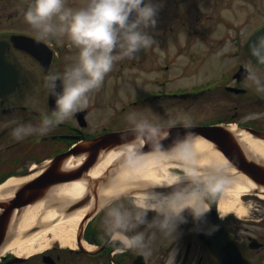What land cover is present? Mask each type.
I'll return each instance as SVG.
<instances>
[{"label": "clouds", "instance_id": "obj_1", "mask_svg": "<svg viewBox=\"0 0 264 264\" xmlns=\"http://www.w3.org/2000/svg\"><path fill=\"white\" fill-rule=\"evenodd\" d=\"M157 11L153 0H82L78 7L68 0H29L23 11L26 22L42 37L67 36L77 52L63 72L44 78L55 106L36 123L17 124L12 130L15 138L46 135L88 107L91 94L103 85L116 61L135 57L156 43L149 29L157 23ZM249 55L248 83L264 92V37L250 44ZM257 115L249 113L245 119ZM126 120L118 156L132 178L113 177L99 185L94 210L102 237L120 251L151 255L158 236L178 241L184 232L181 226L190 221L194 231H214L218 226L207 221L209 201L230 182V165L209 160L212 171L206 172L195 147L196 135L191 131L172 135L178 122L191 126L186 112L165 117L133 110ZM148 160L162 162L172 171L158 180L132 176ZM179 253L178 245L171 247L164 264H181Z\"/></svg>", "mask_w": 264, "mask_h": 264}, {"label": "flooded vegetation", "instance_id": "obj_2", "mask_svg": "<svg viewBox=\"0 0 264 264\" xmlns=\"http://www.w3.org/2000/svg\"><path fill=\"white\" fill-rule=\"evenodd\" d=\"M191 6L196 9V0L192 1ZM199 19L196 15L194 22L199 21ZM205 22L206 20L199 22L200 24L194 25V27L191 25L192 27L188 31H180L171 25L158 27L157 33L161 34L159 41L161 44L162 40L163 46L160 52L161 63L159 65L161 66L162 62L170 64H168L170 82L186 76L191 79L194 75L199 74L197 73L200 67L198 61L208 54L217 53L216 47L210 40L204 42L205 34H207ZM18 33L30 35L36 38L37 42L33 46L27 45V48L16 47L10 39L12 34ZM179 33H183V37L180 38ZM168 38H172L175 45L174 49L168 47L169 43L165 41ZM198 38L203 40L201 44L205 43V47L198 44ZM0 41L8 43L6 56L9 64L14 69H11V71L15 72L8 75V80L0 83V183L12 174L36 177L41 173L45 159L65 152L74 143L94 138L103 132L127 127L118 128L111 123V126L102 125L99 129L90 130V114L92 108L95 107V102L90 101L89 106L83 109L84 113L81 116L76 112L71 119L61 122L46 135L32 134L23 139L15 138L12 130L17 124L36 123L43 112L50 111L55 106V97H51L45 88L44 78L50 72H63L65 66L69 64V57L71 58L75 53L71 50L72 45L67 37H42L38 35L37 31L29 30L25 26H20L18 29H9L0 25ZM219 56L224 58L222 52ZM246 61L244 58L239 61L231 73L224 72L225 70L222 68L221 80H218L215 86L212 72L202 70L197 77L201 80L198 81L197 78L192 80L194 84L171 86L170 90L163 88V86L160 87L158 91L159 98H210L217 88H222L223 91L228 93L225 94L228 96L224 95V98L227 99L226 102L233 104L234 109L233 112L226 113L223 118L243 117L245 119L247 116V114L244 115L246 110L249 111L253 107L258 108L257 113L259 115L243 120L246 122L244 125L264 129V92H258L254 86L249 85L247 75L244 74L246 71L242 69L243 73H236L239 67H246L248 63ZM119 62V60L116 61L115 67ZM135 62L137 61L135 60ZM176 64L179 70L174 73ZM164 67L167 68L165 65ZM160 71L161 73L164 72L163 67H160ZM203 78L204 81H202ZM217 78L218 76L215 77V79ZM162 106L166 108L165 103ZM259 109L263 112H260ZM207 120L192 121V123H207ZM60 167H62V161L57 165V169ZM116 171L117 169H111L100 178L108 181ZM88 183H93V181L88 180ZM90 186L94 188V185ZM43 188L45 189V186ZM90 197L91 194L88 193V195L81 198L85 205L90 201ZM214 198L210 200V206H212ZM96 200H92L91 204L88 205V211L83 217L81 232L75 237V246L62 244L59 240L53 238V235L48 234V241L39 239L35 245L37 247L44 243L46 245L43 248L29 253L16 252L10 249L0 254V264H164L170 248L175 245H178L180 249L178 260L181 264H224L200 240L197 232L193 230L194 226L191 221L181 226L184 232L178 241L173 242L169 237L158 236L154 241V251L151 255H144L134 249L120 251L116 244L110 243L102 237L94 210ZM46 207H49V205ZM23 209L22 207L19 210ZM44 209L38 213L32 226L33 230L49 226L56 222L61 215L66 216L68 214L61 207L54 219L44 221ZM1 212L2 209L0 208ZM21 212L17 214L16 220L20 219ZM244 220L249 221L244 223L261 227L264 231L263 217L244 218ZM242 222L231 217L222 219L223 227L234 240L240 254L252 264H256L250 257L260 254L261 256L258 258H264V233L249 234L250 229L246 227V234L238 235L235 228ZM219 245L221 246V244ZM238 262L239 260H236L235 264H238ZM262 263L263 261L260 260V264Z\"/></svg>", "mask_w": 264, "mask_h": 264}, {"label": "rangeland", "instance_id": "obj_3", "mask_svg": "<svg viewBox=\"0 0 264 264\" xmlns=\"http://www.w3.org/2000/svg\"><path fill=\"white\" fill-rule=\"evenodd\" d=\"M192 1L153 0L158 6L157 23L150 28V31L156 43L150 48L141 50L135 58L125 57L120 59L119 64L116 67L114 65L112 69L114 72L108 73L103 85L91 94L90 101L95 102V107L92 108L90 114V130L99 129L102 125L111 126V123L117 127L127 126L126 116L133 110L165 117L174 116L177 112H186L191 116L192 121L223 117L226 113L234 111L233 104L227 103V99L224 98L228 96L225 95L228 93L223 91L222 88H217L210 98L189 99H162L159 98L158 91L162 86L170 90L171 86L194 84L192 80H195L202 70H210L212 77L215 78L220 71L222 72V68L226 70L228 65L234 66L237 61H242L243 58L238 57V52L242 51L241 47L244 41L250 33L264 25V0H196V9L191 6ZM68 2L71 6L78 7L82 0H68ZM28 3L29 0H0V25L9 29H18L20 26H25L29 30H35L24 19L23 11L27 8ZM196 15L200 19L194 22ZM205 20L204 25L207 26V34H205L204 42L210 40L216 47L217 53L208 54L199 60L200 67L197 70L199 74L194 75L191 79L186 76L170 82L169 63L162 62L161 66L159 65L161 63L160 52L163 46L162 40L161 44L159 41L161 34L157 33L158 27L171 25L180 31H188L192 27L191 25L194 27V25ZM181 27L186 28L182 29ZM179 34L180 38L184 35L183 33ZM56 37L61 38L62 36ZM165 41L169 43L168 47L174 49L175 45L172 38L165 39ZM197 42L205 47V43L201 44L203 40L200 38L197 39ZM71 50L76 54L77 49L75 46L72 45ZM221 52L224 58L219 56ZM241 56L246 61L247 57L243 53ZM74 57L75 55L69 57V64L73 62ZM160 67H163V74ZM178 70L176 64L174 73H177ZM197 79L198 81L201 80ZM204 80L203 78L202 81ZM163 103H165L166 108L162 106ZM123 106L126 108L122 109ZM164 108L165 110H163ZM257 111L258 108L253 107L249 111L246 110L247 113L245 112L244 115L257 113ZM259 111L263 112L261 109ZM243 120H245L243 117L236 119V121L245 122ZM241 201L247 209L246 214L239 218L234 213L229 212L225 217L230 216L238 221H243L235 228L238 235L246 234V227L250 229L249 234H263L264 231L261 227L244 223L249 222L245 221L244 218H264V199L251 193ZM259 256L261 255L255 254L250 258L256 264H260V260L264 264V258H258Z\"/></svg>", "mask_w": 264, "mask_h": 264}, {"label": "bare ground", "instance_id": "obj_4", "mask_svg": "<svg viewBox=\"0 0 264 264\" xmlns=\"http://www.w3.org/2000/svg\"><path fill=\"white\" fill-rule=\"evenodd\" d=\"M226 127L234 133L247 156H251L253 159L264 163V139L254 137L248 131L239 129L235 123H231ZM196 137L195 147L201 158L202 167L206 172H208L207 170H212V167L207 163L209 160L226 161L227 164L230 165L226 157L212 141L200 135H196ZM122 144L113 149L103 150L98 161H96L88 173L82 178L49 187L42 199H39L34 204L23 209V214H21L22 218L16 226L13 223L16 215L14 211L10 217L7 233L4 236L6 239H4L0 246V254L10 249L16 252L21 251L22 253H29L33 250L41 249L46 244L43 243L37 247H35V245L39 239L48 241V234L53 235V238L59 240L62 244L75 246L77 226L87 210V207L78 209L67 216L61 215L55 223L25 239H20L19 234L35 222L38 213L43 208H45L43 220L49 221L56 217L58 209L67 201L80 197L85 192L87 181L89 179H96L102 175L107 167L119 157L118 152ZM83 158L84 154L68 155L63 159L62 168L65 170L72 169L79 165ZM230 168L235 174L234 177L230 179V182L219 191L217 208L221 217L227 215L229 212L234 213L237 217H241L244 216L247 211L241 200L253 191L264 199V188L259 186L246 174L235 170L231 165ZM170 171H172V169L165 167L162 162L148 160L142 162L132 173V176L138 175L158 180L161 176H168ZM31 177L32 175L24 177L10 176L7 178L0 184V199L10 198L15 189ZM115 178L120 180L131 179L132 177L129 176L128 172L124 171V165L122 163ZM98 187L99 186H97L96 189L97 192L94 191L92 193L93 198L91 200L98 199ZM47 205H49V207H46Z\"/></svg>", "mask_w": 264, "mask_h": 264}, {"label": "water", "instance_id": "obj_5", "mask_svg": "<svg viewBox=\"0 0 264 264\" xmlns=\"http://www.w3.org/2000/svg\"><path fill=\"white\" fill-rule=\"evenodd\" d=\"M264 37V26L253 32L245 43V47L249 53L250 44L258 41ZM11 40L18 47H27L31 41L30 37L25 35H13ZM7 42L0 41V83L9 79V74L15 73L12 66L9 64L6 57ZM10 81V80H9ZM227 124H212V125H191L185 127L184 125L173 126L172 135H183L188 131L193 132L195 135H200L206 139L212 141L216 147L226 157L229 164L238 172H242L255 181L259 186L264 188V163L253 159L251 156H247L244 153L242 146L227 127ZM251 133L254 137L264 139V131L255 130L250 127H243ZM124 130H117L98 136L94 140H89L85 144H77L66 153L56 156L46 167L41 176H38L32 181H28L18 186L15 189L12 197L7 200L0 201V206L3 207V211L0 214V244L5 231L7 230L9 216L11 213L24 205H27L29 200L36 201L41 193V189L36 185V181L40 180L43 183H49L59 180H71L81 177L85 172L91 169L89 166L92 161L97 157L100 151L104 149H112L124 142ZM167 143V141H165ZM148 146H145V150ZM86 153L85 158L79 165L72 169L59 171L57 164L63 159V157L70 154H82ZM212 171V170H211ZM235 172L230 171V179L234 177ZM264 190V189H263ZM84 201L74 203V206H80ZM71 209V207H69ZM212 219V221H211ZM207 221L211 225H216L210 234L206 231H197L201 240L207 244L214 254L227 264H233L236 260L240 261V264H250L245 260L238 252L236 245L229 238L226 231L222 230L221 223L215 209H209L207 214ZM220 241L224 242V246H218ZM239 253V254H238Z\"/></svg>", "mask_w": 264, "mask_h": 264}]
</instances>
